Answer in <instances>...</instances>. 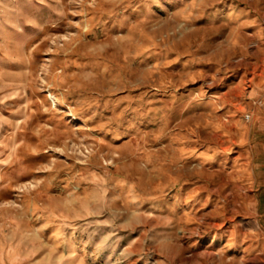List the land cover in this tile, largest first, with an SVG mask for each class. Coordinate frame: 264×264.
<instances>
[{"label": "rangeland", "instance_id": "374dc122", "mask_svg": "<svg viewBox=\"0 0 264 264\" xmlns=\"http://www.w3.org/2000/svg\"><path fill=\"white\" fill-rule=\"evenodd\" d=\"M263 74L264 0H0V264H264L220 163Z\"/></svg>", "mask_w": 264, "mask_h": 264}, {"label": "crops", "instance_id": "0c3cea01", "mask_svg": "<svg viewBox=\"0 0 264 264\" xmlns=\"http://www.w3.org/2000/svg\"><path fill=\"white\" fill-rule=\"evenodd\" d=\"M259 81L262 82V89L256 91L253 88L248 94L251 95L249 97L259 98L260 102L247 106L251 108L249 121L240 118L231 120L234 136L231 141L236 149L230 156L222 154L220 163L225 164L226 174L230 176L229 193L238 195L235 203L247 218H253L258 226L264 227V74ZM231 111L225 114L231 116ZM227 127L226 121H221L217 131L225 136ZM234 186H237V192Z\"/></svg>", "mask_w": 264, "mask_h": 264}]
</instances>
